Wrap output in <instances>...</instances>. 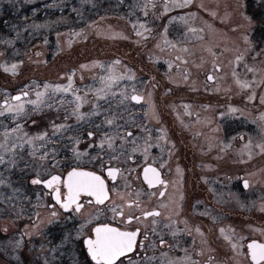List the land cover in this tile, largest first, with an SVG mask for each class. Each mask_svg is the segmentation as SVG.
Segmentation results:
<instances>
[{"label":"rangeland","instance_id":"obj_1","mask_svg":"<svg viewBox=\"0 0 264 264\" xmlns=\"http://www.w3.org/2000/svg\"><path fill=\"white\" fill-rule=\"evenodd\" d=\"M5 1L8 0H0V13ZM47 1H50L52 8V5L57 4L55 0ZM76 1L81 7L86 4L90 7L97 5V0ZM183 2L184 0H114L115 7L124 5L125 11L120 12L125 17L102 18L88 28L61 34L55 51L50 54L51 59L48 58L47 47L41 44L24 63L21 62L18 59L20 53L14 46L15 39L0 33V44H5L4 50L0 49V67L11 73H7L11 77L9 82L0 81V143L10 145L20 139L26 141L27 137L47 133L33 141L36 146L35 155L33 145L27 142L22 147H17L15 155L0 150V154L5 156V163L0 164V180L3 181L0 183V252L6 258H0V264H54L52 261L58 262L57 256L60 257L64 246L62 243L50 245L41 235V231L49 223L46 217L49 212V196L40 188L33 190L34 211L32 210L28 220H24L26 213L20 210L22 208L17 201L22 200L20 195L26 193V188L23 184L16 183L13 175L15 169L24 162L35 168L37 155L41 156L43 151H48L49 154L59 152L67 145H70V150L80 153L79 156H82V149L96 145L108 159L141 155L149 150V141L146 143L143 127L150 123L156 127V134L163 136L167 146L175 144L172 133L163 127L165 124L157 121L160 115L157 99L162 90V85L155 83L157 77H169L174 82L189 77L194 80L199 75L203 77V73L212 68L214 72L216 65L221 66L220 77L225 80L216 85H208L206 90L210 95L220 90L230 93V101L224 102L221 108L230 120L234 143L228 144L227 148L220 147L219 139H216L208 150L213 149L220 158L226 156L229 147L233 162L246 165L242 172L249 184L255 185L259 181V188L264 191V151L260 147L264 145V100L261 99L264 96V45L256 49L252 40L256 22L250 25L241 15L244 12L250 16L246 8H241V4H246L245 0H190L184 7L174 6ZM145 4L148 6L145 7ZM152 4H155V8ZM165 5L168 6L167 10ZM71 7L74 8V5ZM22 24L23 28L32 30L47 29L49 26L45 21L36 24L33 19L28 18ZM14 25L16 28V21ZM245 35L247 40L244 39ZM119 39L130 42L128 49L135 52L136 60H129L128 57L122 59L110 51H115ZM145 40L149 41L145 44ZM132 48H136L138 52ZM237 56L241 59L237 60ZM13 65L15 71L11 70ZM56 65L59 70L45 74L46 78L42 77ZM33 66H43L38 71V76L42 78L36 79L32 85L27 84V96L20 101L14 100L12 95L15 92L10 87L15 85V78L28 77L26 70L30 71ZM64 66H67L66 69ZM111 75H116L119 79L109 81L107 77ZM53 77L59 78L58 81L53 82ZM199 81L206 84L204 79L196 82ZM238 81L248 82L253 87L244 88ZM46 84L49 85L47 89ZM56 85L61 87L55 88ZM65 88L69 90L65 91ZM97 89H103V92L98 94ZM38 91L45 95L39 109L34 110L36 105L31 104V101L37 99ZM135 92L145 96L144 102L131 101L130 96ZM250 95L254 96L251 100L248 99ZM5 100L9 105L24 102V112L15 116L6 111L3 104ZM173 102L175 103L170 106L177 109L173 113L176 120L183 124L187 132L200 131L196 132L200 139L208 141V136H212V133L198 125L201 121L191 129L193 123L189 122L191 119L187 116L192 115L194 109H209L210 105L191 100ZM49 109H54L55 113H49ZM73 109L84 115L78 118L73 114ZM142 110L145 117L135 115L142 113ZM125 112L131 114L127 115ZM108 119H112L113 124L106 123ZM147 119L150 122L147 123ZM131 123L138 124L142 132L131 130L132 137L129 138L126 130ZM54 124L63 127L54 128ZM95 126L103 130L100 136L95 130L94 136H88L89 132H85V140H80L74 134L79 128L86 127V130L90 128L92 131ZM115 126L121 127V132ZM9 128H18V132L15 137L10 136L5 141L3 134ZM219 133L217 125L216 137ZM182 135L185 136L184 133ZM66 136L68 140L64 139ZM106 137L113 138L112 147L108 146ZM60 140L67 145L60 147ZM101 140H105L103 145ZM203 148L200 147L202 151ZM86 154L89 155L88 152ZM258 156L259 167L255 163ZM13 159L15 164L10 162Z\"/></svg>","mask_w":264,"mask_h":264},{"label":"flooded vegetation","instance_id":"obj_2","mask_svg":"<svg viewBox=\"0 0 264 264\" xmlns=\"http://www.w3.org/2000/svg\"><path fill=\"white\" fill-rule=\"evenodd\" d=\"M117 41L114 55L122 59L128 57L129 60H136L132 56L135 52L130 51L129 47L126 48L130 42L120 39ZM148 41L145 40L144 43ZM132 50L138 52L136 48ZM212 69L203 73V77L199 75L194 80L189 77L174 82L169 77L155 78V83L162 85L157 99L160 113L157 121L165 124L163 127L172 133L175 144L170 147L161 134H156V127L150 123L143 127L146 143L149 141V150L141 155L108 159L96 145L85 146L83 151L80 150L82 156L77 157L75 152L70 150V145L62 143L61 140L60 147L67 146L59 152L50 153L44 159L37 155V163L34 164L35 175L30 182L35 177L47 180L51 175L66 176L71 168L81 167L97 172L108 183L110 200L100 204L94 202V197L84 194L80 198L83 207L79 212L62 209L55 200L54 188L31 183L39 186L38 188L49 196V212L46 215L49 223L41 231V235L50 245H64L61 251L60 248L58 250L61 258L69 264H95L87 253V236L94 235L92 229L97 222L121 226L119 218L116 221L112 219L111 202L121 204L135 199L143 211L155 209L159 211V215L144 217L140 210L124 208L126 214L131 211L138 217L125 226L127 230H140L135 254L128 253L133 264H249V258L245 255L249 240L258 239L264 242V191L259 188V181L255 185L249 184L242 172L246 165L233 162L229 147L226 156L220 158L216 156V151L208 150L209 145L215 144L216 139H219L220 147L227 148L228 144L234 143L230 120L221 108L224 102L230 101V93L220 90L210 95L206 90L208 85H216L225 80L220 77L221 66H215L214 72ZM209 75L214 79H209ZM200 79H204L207 85L202 81L196 82ZM143 97L145 98L144 95ZM185 100L210 105L209 109H194L192 115L187 116L191 119L189 122L193 123L191 129L201 121L198 125L212 133V136H208V141L200 139L197 134L200 131L189 130V134L183 124L176 120L173 113H176L177 109L171 108L170 105L175 103L173 101ZM51 112L55 113V110L49 109V113ZM135 115L146 116L143 110ZM217 125L220 128L218 137ZM115 129L121 132V127L115 126ZM94 130L98 136L103 133L101 127L95 126L92 131L90 128L86 130V127L79 128L74 134L80 140H85V132L93 133ZM131 130L142 132L138 124L131 123L127 126L126 133ZM64 139L68 140V137ZM206 143L208 144L203 148ZM255 163L259 167V156L256 157ZM148 164L158 169L161 179L168 183L148 185L143 179V169ZM101 165L119 168L122 174L112 180ZM245 180L248 181L247 186L244 185ZM117 190L123 200L116 195ZM65 191L61 184L62 195ZM161 192L164 193L163 196L160 195ZM34 206H27L24 211L31 209L32 212ZM53 211L57 213L56 216L52 215ZM29 217L30 213H26L24 220ZM197 228L200 231H197ZM221 228L225 230L224 233L220 232ZM228 236L232 237L231 241L226 238ZM161 239L163 244L160 243ZM232 243H238L241 247L232 248ZM122 259L124 264H128L127 258Z\"/></svg>","mask_w":264,"mask_h":264},{"label":"snow or ice","instance_id":"obj_3","mask_svg":"<svg viewBox=\"0 0 264 264\" xmlns=\"http://www.w3.org/2000/svg\"><path fill=\"white\" fill-rule=\"evenodd\" d=\"M262 3H264V0H261ZM187 3H190V0H184L183 3H176L175 7H184ZM145 7L148 5L145 4ZM153 8H155V4L151 5ZM203 7V5H201ZM246 4H241V8H246ZM165 9H168V6L165 5ZM147 14V13H146ZM241 15L244 16V19L251 25L255 23L256 21L252 16L246 15L244 12L241 13ZM260 23H264V16L260 17L259 20ZM245 40L248 39L247 35L244 37ZM241 59L240 56H237V60ZM86 67V66H82ZM217 68H219V65H216ZM12 71H15V65L11 68ZM235 75V73H233ZM209 79H214L211 75L208 77ZM109 81H115L119 79L116 75H111L107 77ZM242 87L251 89L253 87L252 84L244 81H238ZM49 85H45V89H47ZM55 88H59L61 86L56 85ZM107 87V85H106ZM65 91H68L69 89L65 88ZM103 92V89H97V93ZM21 95L27 96L28 93H21L20 95H17L14 97L16 101H20ZM44 92H37L36 93V100L31 101V104L36 105V109L38 110L39 106L43 103L42 97H44ZM254 96L250 95L248 97L249 100L253 99ZM79 100L80 98L77 97ZM132 100H143V96L139 95H133L131 97ZM262 100H264V96L261 97ZM4 104L6 106V111L12 112L15 114V116H19L20 113L24 112V102H20L15 105H9L8 101L5 100ZM50 106V105H49ZM77 108H79V105H77ZM2 114V113H0ZM73 114L77 115L78 118L82 117L83 113H78L77 109H73ZM35 123V122H34ZM106 123L109 125L113 124L112 119L106 120ZM54 128L63 127V125H53ZM18 132V128H9L5 129L3 138L5 141L8 140L10 136L15 137ZM26 135V134H25ZM41 135L46 136L47 133L38 134L36 137H27V140L24 141L23 139L18 140L17 143H0V150H3L4 153L12 152L13 155H15V150L17 147H22L25 142L33 145V155L36 154V146L33 143L34 140L40 139ZM88 136H94L95 133L89 132L87 133ZM129 138L132 137V133L128 132L126 134ZM112 137H106L107 143L109 147H112ZM79 143V141H77ZM101 145L105 143V140L100 141ZM41 147H44L41 145ZM261 151H264V145H261ZM54 152L55 150L52 149ZM135 151V149H134ZM49 155L48 151H43L41 154V159L47 158ZM75 155L79 157L80 153L76 152ZM11 163L15 164V160H11ZM5 163V156L0 154V164ZM102 168L106 169L107 175L112 179L116 180L118 174H122V170L119 168L112 167L110 165H101ZM179 171V169H178ZM143 179L147 182L148 185H154V184H161L165 185L168 182L163 181L160 177L159 170L154 168L151 164H148L143 169ZM33 183H43L47 184L49 188H54V194H55V200L59 202V205L62 209L65 210H74L76 212H79L83 205L80 203V198L82 195L87 194L91 197H94V202L103 204L106 200H110V193L108 189V183L105 180V178L101 175H99L95 171H89L85 168L81 167H73L71 168L66 176L62 175H51L49 179L47 180H37L34 179L32 181ZM0 183H3L2 180H0ZM61 184H63L65 188V193L62 195L61 193ZM248 181H244V185L247 186ZM55 186V187H54ZM127 186V185H125ZM116 195L120 197L123 200V197L121 196L120 192L117 190ZM161 196L164 195L163 192L160 193ZM112 203V212L113 217L112 219L114 221L119 218V223L121 226H117L114 223H100L97 222L95 227L92 229V232L94 235L87 236L86 239V245H87V253L91 257V260L95 262V264H124V260L122 258H127L128 264H133V261L130 257H128V253H134V249L137 247V237L139 234V229L135 230H127L126 225H130L133 220L138 219L133 212H128L127 214L124 211V208L127 207L129 209H136L141 211V215L144 217L152 216V215H159L158 210H152V211H143L140 208L139 203L135 199H129L121 204H116L114 201ZM55 207V206H53ZM53 216H56L57 213L55 211L52 212ZM91 222V221H86ZM197 231H200L199 228H197ZM224 229L221 228L220 232L224 233ZM229 241L232 240L231 236L226 237ZM22 239V237H21ZM160 243L163 244L164 241L161 239ZM142 246V245H141ZM232 248H240L241 245L238 243H232ZM246 256L249 258V264H264V242L258 239H250L247 244V252L245 253ZM194 264V262H193Z\"/></svg>","mask_w":264,"mask_h":264},{"label":"trees","instance_id":"obj_4","mask_svg":"<svg viewBox=\"0 0 264 264\" xmlns=\"http://www.w3.org/2000/svg\"><path fill=\"white\" fill-rule=\"evenodd\" d=\"M57 3L53 8L50 5V1L40 0L37 2H28L26 0H8L4 2V9L0 13V33H3L9 37L15 39L14 46L19 51L18 58L21 62H25L32 51L39 45L45 44L48 50V58L51 59L50 54L55 51L57 42L61 34L67 32H73V30H78L80 28L85 29L93 24H96L102 18L109 17H125L122 12H124V5L114 6V0H97L96 7H90L88 4L79 6L76 0H55ZM247 5L246 12L254 18L256 21L255 28L252 32V40L255 44L256 49H260L264 45V23H260V17L264 16V3L261 0H245ZM74 5V8L71 7ZM82 13V17H81ZM25 14V16L23 15ZM33 19L34 22L45 21L49 24L48 28H40L36 30L30 28H23V22L25 19ZM16 21V28L14 25ZM155 24V23H154ZM92 32V31H91ZM5 37V36H4ZM5 44H0V49L4 50ZM128 48V46L126 47ZM114 52L113 50H110ZM5 52L8 50L5 49ZM136 58V54L132 55ZM23 62V63H24ZM38 65V63H36ZM43 65V63H42ZM63 65V63H62ZM65 69L67 66H64ZM25 68V67H24ZM59 67H52L51 71L45 72L43 78H46L45 74H51L53 70H59ZM62 68V67H60ZM43 69V66L32 67V69L26 70L28 77L15 78V85L10 87L15 93L21 92L28 89L27 84L32 83L38 79L42 78L38 76V71ZM7 71L1 69L0 67V81L11 80L7 76ZM6 74V75H4ZM11 74V73H8ZM53 82L58 81L59 78H51ZM13 83V82H12ZM35 115H33V118ZM32 120L34 121V119ZM29 124V123H28ZM13 173L16 183H21L26 188V193L20 195L23 197L22 200L19 199L17 203H20L22 209L25 210L27 206L35 205L33 190L37 189L39 186L32 185L30 179L35 175V169L30 166L29 163L24 162L22 166L17 167ZM20 174H24L21 176ZM25 213H31V209L25 211ZM0 258H6L0 252ZM57 260H53L54 264H69L63 258L57 256ZM10 264V263H9Z\"/></svg>","mask_w":264,"mask_h":264},{"label":"water","instance_id":"obj_5","mask_svg":"<svg viewBox=\"0 0 264 264\" xmlns=\"http://www.w3.org/2000/svg\"><path fill=\"white\" fill-rule=\"evenodd\" d=\"M21 93H28V94H29L28 91L17 92V93H15V94L12 96V98L14 99L15 96L20 95ZM133 95L143 96L142 94L134 93V94L131 95V97H132ZM22 97H24V96L21 95V98H22ZM14 100H15V99H14ZM131 100H132V99H131ZM143 100H144V99H143ZM143 100H139V101L132 100V101L135 102V103H141ZM3 104H4V101H3ZM34 179L42 180V179H40V178H38V177H35V178H33V179L31 180V183H32V184H35V183L32 182ZM36 184H40V185H43L45 188H49V187L47 186V184H43V183H36Z\"/></svg>","mask_w":264,"mask_h":264}]
</instances>
